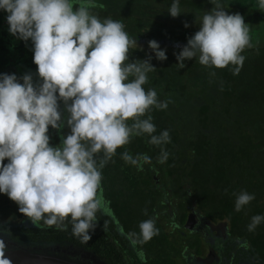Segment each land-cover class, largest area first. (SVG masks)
<instances>
[{
  "label": "clouds",
  "instance_id": "clouds-1",
  "mask_svg": "<svg viewBox=\"0 0 264 264\" xmlns=\"http://www.w3.org/2000/svg\"><path fill=\"white\" fill-rule=\"evenodd\" d=\"M210 3L199 30L174 53L178 68L198 57L206 68L231 66L238 75L246 59L242 53L255 47L251 29L240 13L229 14L222 0ZM255 6L264 12V0ZM95 7V0H0L9 32L32 41L38 75L34 81L31 73L20 78L0 73V193L34 226L67 230L70 223L84 244L98 227V214L108 211L102 170L117 150L126 149L134 137L147 136L149 144L161 148L158 162L163 164L169 153L162 146L171 142L169 130L155 134L151 115L153 109L166 110L171 100L161 101L156 89L144 88L148 73L156 70L152 56L130 60L142 46L122 21L101 19L93 13ZM168 12L174 18L182 13L179 0ZM148 46L156 59H167L155 39ZM49 126L58 132L67 126L70 133L53 146ZM121 158L139 170L141 160L151 163L147 154L134 158L127 150ZM234 195L237 212L255 199L247 191ZM143 212L147 215V209ZM262 222L264 215L253 216L248 230ZM139 229L127 234L133 245L147 243L159 232L154 218L141 221ZM6 231L0 225V233ZM7 248L0 236V264H13Z\"/></svg>",
  "mask_w": 264,
  "mask_h": 264
},
{
  "label": "trees",
  "instance_id": "trees-1",
  "mask_svg": "<svg viewBox=\"0 0 264 264\" xmlns=\"http://www.w3.org/2000/svg\"><path fill=\"white\" fill-rule=\"evenodd\" d=\"M153 2L169 9L173 0ZM141 4L146 8L149 3ZM179 6L187 11H209L213 7L210 0H179ZM226 7L229 14L264 15L257 8ZM154 8V13L141 12L139 5L124 10L112 8V12L96 6L92 11L101 19L122 21L128 34L136 38L143 50L139 47L133 50L130 60L152 56L156 70L148 73L149 83L144 88L156 89L161 101L171 100L166 110L151 112L155 134L163 130L170 133L171 142L162 146L169 153L167 161L158 162L161 148L149 144L147 136L134 137L126 149L117 150L113 161L102 170L108 211L98 214V227L86 244L73 235L70 223L67 230H58L14 221L15 225L5 228L8 237L20 242L66 241L92 251L105 264H116L118 251L113 242L116 239L123 244L125 239L115 233L114 218L126 236L130 232L139 233L140 222L154 218L158 235L147 243H137L144 249L146 263L180 264L179 251L188 247L200 254L201 242L193 236L168 239L155 212L172 210L181 224L189 212L209 226L223 224L228 236L246 239L249 252L264 260V222L254 231L248 230L253 216L264 215V44H254L255 47L242 53L246 59L238 75L233 74L231 66L206 68L198 57L185 60V67L179 69L174 53L182 50L200 25L188 22L186 28L185 22L162 19L161 8ZM5 13L0 10V50L4 49L1 39L7 27L2 22ZM152 39L166 50V60L155 58L148 46ZM60 110L67 115L62 101ZM62 130L66 135L70 133L67 126ZM125 150L134 158L147 154L151 163L141 160L143 170H139L121 158ZM241 191L255 194V199L237 212L234 193ZM6 201L0 205V217L17 219L21 213L12 210Z\"/></svg>",
  "mask_w": 264,
  "mask_h": 264
},
{
  "label": "rangeland",
  "instance_id": "rangeland-1",
  "mask_svg": "<svg viewBox=\"0 0 264 264\" xmlns=\"http://www.w3.org/2000/svg\"><path fill=\"white\" fill-rule=\"evenodd\" d=\"M142 3H149L146 4L148 7H144V4ZM222 2L225 4V6L230 7H241V8H256V0H222ZM96 6H100L102 8H107L109 12H112V8L115 9H131L135 5H139L142 7L141 12H149L154 13L156 12L154 7H160V17L162 19H169L173 21H180V22H194L200 24V19L203 16V14L206 12L204 11H187V10H181L182 13L178 17H172L170 13L168 12V9H166L165 5L157 4L153 2V0H95ZM138 8V7H137ZM167 12H165V9ZM7 15L6 12L4 14V17L2 19L3 24H5L7 27L4 31V36L1 39L2 44L4 45V49L0 50V73H6V74H16L18 78L22 77L26 73H31L33 75V79L38 80L37 75V65L33 61L34 56V48L31 40L24 41L19 39L16 36H13L9 32V24L7 21ZM244 17V20L246 23H248L250 29H251V37H252V43L253 45H262L264 44V15L261 16H248L246 14H242ZM22 83V79L20 80ZM51 137L50 143L53 146L59 145L61 143V135L66 136L65 132L63 130H60L59 132L56 129L51 128L49 126V133ZM5 197L8 199L10 204L18 210V205L14 203L12 200L8 198L7 195L0 193V200ZM158 220L161 222V224L165 227V229L173 230L174 226L178 227L175 223V215L172 210L170 211H158L156 213ZM20 217V224L24 226H31L30 221L27 220V218L23 217V215L18 216ZM199 216L195 215V220L191 224V227H188L189 229L185 228V226L180 225V228L176 230V233L181 236H187L192 234H197L201 237L203 242L207 245L208 248H211L212 253H210V256L207 257V250L203 252L202 260L196 261L189 252H191L190 248H185L182 252V264H225L226 261L222 258L223 248L226 244H229L233 249L242 247V243L238 239H232L226 236V234L222 231V228H220V225L211 227L206 226L202 221H198ZM18 222V223H19ZM14 223V222H12ZM198 223L193 229L192 227ZM0 225L2 227L6 225V221H3L0 219ZM4 228V227H3ZM212 230L214 232H212ZM0 236L3 237L5 242L7 243L8 247H11L15 245V242L17 241H10L9 238L6 237V232L0 233ZM18 243V242H17ZM27 243V242H23ZM39 243V242H38ZM45 246H52L55 247L57 245H64L67 243H58V242H44ZM43 244V243H42ZM11 248H14L11 247ZM7 257L12 260L14 263L12 257L9 256L10 252L12 253V249L8 251ZM45 254V251H42L41 253H38L37 255H43ZM30 256V254H28ZM206 255V256H205ZM32 256V254H31ZM41 258V257H40ZM39 263L50 262L51 259H40ZM208 258V259H207ZM35 258L31 257H20L19 259L14 260L18 262L19 264H26L25 261L30 264L32 260ZM208 261V262H207ZM212 261V262H211Z\"/></svg>",
  "mask_w": 264,
  "mask_h": 264
},
{
  "label": "flooded vegetation",
  "instance_id": "flooded-vegetation-1",
  "mask_svg": "<svg viewBox=\"0 0 264 264\" xmlns=\"http://www.w3.org/2000/svg\"><path fill=\"white\" fill-rule=\"evenodd\" d=\"M5 197L2 198V200H0V205H2L5 201ZM6 203H8L11 207L12 210L14 211H17L19 212L18 210H16L11 204L10 202L8 201V199H6ZM158 211L155 212V218L157 219V222L159 224V226L164 230V232L167 234V237L169 240H173L175 238L177 239H185L186 237L188 236H193V237H196L200 240L201 242V252L200 254H195L194 253V249L193 248H190L191 249V252L190 255L196 260V261H199V260H202V257H203V252L205 250H207V257L208 255L210 256V253H212V250L211 248H208L207 245L205 244V242H203V240L201 239V237L197 234H192V235H187V236H181L179 234L176 233V230H178L180 228V225H183L185 226V228L189 229L185 223L181 224L177 221V219L175 220V223L177 225H179L178 227L174 226L173 230L170 231V229H165V227L161 224V222L158 220L157 218V213ZM22 215V214H21ZM20 215V216H21ZM175 215V214H174ZM176 218V216H175ZM1 220L3 221H6V225H4V229L6 228V226L8 225H15V223H12L14 221H20V217H17L16 218H8V219H3L2 217H0ZM199 220L202 221V223H204L206 226L209 227V224L204 222L200 217H199ZM198 220V221H199ZM20 223V222H19ZM198 223H196L192 229L197 225ZM22 225V224H21ZM114 231L116 234L122 236L124 239H125V242L120 243L118 242L116 239L114 240L113 242V246L115 248L116 251H118V255L115 257V259L117 260V263L116 264H147L146 261H145V252H144V249L140 246H138L137 244L133 245L130 240L127 238V236L124 234V232L122 231L121 229V226L120 224L117 222V220L114 218ZM212 232H214L212 230ZM223 232L226 234L227 237L229 238H232V239H238L241 241L242 243V247H237L235 249H233L229 244H226L223 248V253H222V258L223 260L226 261L225 264H264V260H261L259 259V256L258 257H255L254 254H251L249 252L250 250V246L248 244V242L246 241V239L244 238H237V237H230L228 236V232H227V227L225 226L223 228ZM6 237H8V233L6 232ZM10 239V238H9ZM18 243H23V242H27V243H33V242H28V241H17ZM50 242H58V243H67V244H70L66 241H50ZM39 243H44V242H39ZM185 248H188V247H183L179 253H178V256L180 257L181 259V262H182V252ZM92 254H94L92 251H88ZM173 254V253H172ZM206 256V255H205ZM208 259V258H207ZM208 262V261H207ZM212 262V261H211ZM210 263V262H209ZM207 263V264H209ZM182 264V263H180ZM212 264V263H211Z\"/></svg>",
  "mask_w": 264,
  "mask_h": 264
},
{
  "label": "water",
  "instance_id": "water-1",
  "mask_svg": "<svg viewBox=\"0 0 264 264\" xmlns=\"http://www.w3.org/2000/svg\"><path fill=\"white\" fill-rule=\"evenodd\" d=\"M195 220V214L192 212H189L185 218V224L187 227H191V224ZM220 225L223 231V224H217ZM213 225L211 227L217 226ZM10 241L11 240L9 239ZM45 243H17L15 242L14 248L8 247L6 250V256L8 255V251L12 249V253L10 252L9 256L12 257L14 263L13 264H19L14 260L19 259L20 257H28V258H35L30 262V264H41L39 263L38 258L40 259H51L50 262H45V264H105L102 261H100L94 254L88 252L87 250L72 245V244H65L64 245H57L55 247L52 246H45ZM42 251H45V254L43 255H37L38 253H41ZM30 254V256L28 255ZM32 254V256H31ZM209 256V255H208ZM26 264H28L27 261H25ZM44 264V263H42Z\"/></svg>",
  "mask_w": 264,
  "mask_h": 264
}]
</instances>
